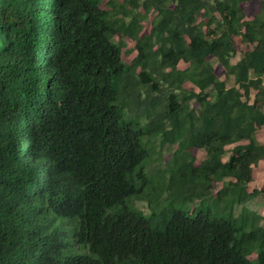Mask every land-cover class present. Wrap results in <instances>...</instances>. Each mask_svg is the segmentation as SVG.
<instances>
[{
    "label": "trees",
    "instance_id": "1",
    "mask_svg": "<svg viewBox=\"0 0 264 264\" xmlns=\"http://www.w3.org/2000/svg\"><path fill=\"white\" fill-rule=\"evenodd\" d=\"M249 1L0 0V264H264L246 208L264 199V180L247 190L264 163V0L251 21ZM156 141L184 177L174 194L219 184L216 204L241 211L131 208Z\"/></svg>",
    "mask_w": 264,
    "mask_h": 264
},
{
    "label": "rangeland",
    "instance_id": "2",
    "mask_svg": "<svg viewBox=\"0 0 264 264\" xmlns=\"http://www.w3.org/2000/svg\"><path fill=\"white\" fill-rule=\"evenodd\" d=\"M244 13H245V19L248 21H251L254 16L259 12V1L258 0H251L249 2H244L242 4ZM154 13L150 14L148 19H146L143 23V33H147L150 29V21L153 18ZM118 37L115 36V39ZM119 39V38H118ZM125 47L123 48V59L125 62H130V60L135 55L134 52L130 53L128 52L130 49L133 48L134 42L125 38ZM236 52L235 56L232 58V63H235L241 56V53L244 52L245 47L238 42H236ZM184 65L181 64L180 68H183ZM215 74L220 79L225 78L224 70L220 66L215 67ZM184 87L187 90H193L194 87L190 83H186ZM257 140L260 143L264 142V129H261L257 132ZM158 141H156L153 145L150 147H147L148 151V159L147 162H145V174L148 179V184H145L141 188V192L149 199L141 200L142 202L136 201L134 203V206H131V208H134L138 211H142L145 215H149L151 211V207L155 209V211H159L160 209L171 206L172 208L183 210V211H191L193 208L197 207L201 202L202 209L207 210L208 206L210 207L212 212L219 216H226L228 212H233L234 214H238L241 211V205H236L235 200L230 198L229 200L232 201V206L225 207L224 202L220 205L216 204L215 198L217 197L216 191L218 188V185H215L210 191L211 193L206 194L205 196H202L201 198H206L205 200L201 201L200 199L192 198L189 200L188 198H185L184 195H176L174 194V190L177 186H179L184 177H181L177 174L176 169H173L172 165L169 167L168 171L166 172V164L163 163L159 157V146ZM174 150L171 149V153ZM170 152H168V149L166 147L163 148V151L161 153V156H164V161L168 159V157L171 155ZM191 154L194 155L196 163H199V161L204 157L203 151H197L192 149L190 151ZM167 154V155H166ZM146 163L147 166H146ZM264 180V163H259L254 169L252 173V181L248 184L247 190H252L254 187H261ZM170 185V188L168 189V186ZM172 186H174L172 188ZM184 194V193H183ZM176 195V196H175ZM148 202H150V206L148 205ZM246 208L250 211H253L256 213L259 217H261L263 220L260 222L264 225V199L261 197H257L253 199L252 201L247 202Z\"/></svg>",
    "mask_w": 264,
    "mask_h": 264
}]
</instances>
